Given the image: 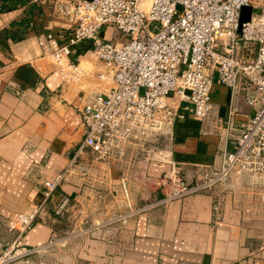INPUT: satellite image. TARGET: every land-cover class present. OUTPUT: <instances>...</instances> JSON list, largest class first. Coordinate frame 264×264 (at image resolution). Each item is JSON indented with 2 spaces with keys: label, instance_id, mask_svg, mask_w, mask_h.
Masks as SVG:
<instances>
[{
  "label": "crops",
  "instance_id": "0c3cea01",
  "mask_svg": "<svg viewBox=\"0 0 264 264\" xmlns=\"http://www.w3.org/2000/svg\"><path fill=\"white\" fill-rule=\"evenodd\" d=\"M53 1L0 0V250L17 240L19 216L43 201L44 180H54L74 158L84 138L86 98L114 84L98 77L105 68L92 50L74 53L80 82L65 81L56 64L42 56L41 36L61 28ZM104 35L117 39L118 32L107 28ZM230 97V88L215 83L206 120L186 112L177 119L173 138L159 145L162 154L111 165L108 198L118 204L117 222L88 226L80 240H69L72 252L61 254L52 247L59 220L46 208L21 236L37 253L10 264H264V184L235 175L221 188L171 201L162 185L170 161L194 184L203 170L220 167L224 150L234 149L236 132L226 136L224 124ZM240 103L237 125L253 111L242 98ZM122 176L128 177L129 204L136 210L126 221L119 219L128 212ZM73 183L59 189L74 199L95 192ZM217 197L221 224L214 220Z\"/></svg>",
  "mask_w": 264,
  "mask_h": 264
},
{
  "label": "built area",
  "instance_id": "2783aa9c",
  "mask_svg": "<svg viewBox=\"0 0 264 264\" xmlns=\"http://www.w3.org/2000/svg\"><path fill=\"white\" fill-rule=\"evenodd\" d=\"M247 6L252 8L250 19L242 22ZM53 14L61 28L41 36L42 56L80 81L74 53L92 50L105 68L98 77H109L114 84L86 100L81 109L84 138L74 158L54 180H44L43 201L19 216V236L0 250V264L37 253L21 236L72 173L102 196L112 185L107 175L112 164L162 154L159 145L173 138L176 121L186 112L206 120L217 82L231 91L224 124L226 136L236 132L234 149L224 150L220 167L203 170L194 184L170 161L171 170L161 178L165 199L221 188L235 175L264 184V0H54ZM107 28L118 32L117 39L106 38ZM241 98L253 111L237 125ZM120 186L129 203L127 176ZM70 204L71 197L62 195L54 214L64 217ZM129 206L119 219L135 213ZM213 212L215 223L221 224L220 197Z\"/></svg>",
  "mask_w": 264,
  "mask_h": 264
},
{
  "label": "rangeland",
  "instance_id": "374dc122",
  "mask_svg": "<svg viewBox=\"0 0 264 264\" xmlns=\"http://www.w3.org/2000/svg\"><path fill=\"white\" fill-rule=\"evenodd\" d=\"M65 67L68 68V66L66 65ZM79 69L80 71H82L80 67ZM57 70L64 77L65 81L80 82L79 80L73 79L62 73L60 71L59 66H57ZM88 98L89 97H87L86 100ZM78 179L80 180V182L77 181ZM74 180H76L77 184L73 183ZM63 183L76 184L82 189L81 191H83L86 188L89 189L88 186H86V184L82 181V179L77 173H72V176H70L67 180L63 181L62 184ZM59 188L60 186L54 192L53 197L47 202L46 208L52 209L53 213H54L55 204L59 201L62 195L66 194L65 192L61 191ZM44 191L45 188L43 186V192ZM110 193L111 191L110 189H108L103 192L102 196H99L95 191L94 194L92 195H88L87 193L80 194V196L76 199L72 198L69 195L71 197V204L69 206L67 214L64 217H57L54 214L55 217H57V219L59 220L58 221L59 232L52 242L53 243L52 247L54 248L55 252H59L61 254L72 252V250H70L71 247L69 245L70 244L69 240L73 238L80 240V238L83 237L84 234L88 232L86 228L90 225L99 224L100 222L104 223L105 221H108L110 223L117 222L118 220L117 215H119L117 211L118 204L115 205L116 203L113 198L110 199L108 198ZM130 193L132 194L131 187H130ZM124 201L128 205V211H129L131 209L129 203L125 199ZM142 204L140 205L141 207L143 206ZM108 208H110L111 210L110 212L108 211Z\"/></svg>",
  "mask_w": 264,
  "mask_h": 264
},
{
  "label": "water",
  "instance_id": "95a60500",
  "mask_svg": "<svg viewBox=\"0 0 264 264\" xmlns=\"http://www.w3.org/2000/svg\"><path fill=\"white\" fill-rule=\"evenodd\" d=\"M251 6L243 7L242 9V14H241V21H248L250 19V14H251Z\"/></svg>",
  "mask_w": 264,
  "mask_h": 264
}]
</instances>
